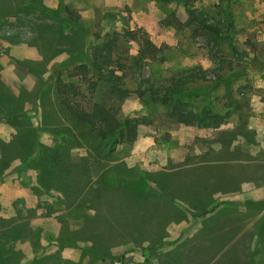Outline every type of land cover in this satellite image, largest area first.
Instances as JSON below:
<instances>
[{
    "label": "rangeland",
    "instance_id": "rangeland-1",
    "mask_svg": "<svg viewBox=\"0 0 264 264\" xmlns=\"http://www.w3.org/2000/svg\"><path fill=\"white\" fill-rule=\"evenodd\" d=\"M95 34L117 40L128 90L119 116L139 121L137 140L103 159L90 155L93 135L61 112L54 93L58 72L87 64ZM0 84L3 264H264V164H254L264 160V0H0ZM64 136L74 139L71 162L86 160V190L103 173L111 186L94 217L90 198L77 211L44 190L33 162L23 165L39 151L35 141L54 148ZM238 169L260 178L263 188L246 192L257 202L217 195L207 215L257 216L261 238L248 245L246 233L235 261V247L215 253L183 239L206 218L192 220L182 202L191 201V179L210 190ZM139 181L141 199L117 191Z\"/></svg>",
    "mask_w": 264,
    "mask_h": 264
},
{
    "label": "trees",
    "instance_id": "trees-1",
    "mask_svg": "<svg viewBox=\"0 0 264 264\" xmlns=\"http://www.w3.org/2000/svg\"><path fill=\"white\" fill-rule=\"evenodd\" d=\"M184 2L187 5V1ZM187 14L192 20L196 19L189 10ZM72 21L75 26L79 25L77 18H73ZM199 25L205 32L214 37L221 36L220 29L208 25L205 21H200ZM116 41L113 37H100L99 34H95L93 43L87 50V64L78 65L71 70L63 68V71L56 74L54 82V93L59 109L73 123L90 131L95 143L88 146V152L94 157L100 155L101 159L113 153L116 147L122 144H132L138 138L139 121L134 118L119 116L120 106L118 104L126 98L128 90L124 83L127 77L125 75L127 67L118 65L115 55ZM0 87H2L1 84ZM102 88L106 89V93L113 99V102L111 99L107 102L101 101L100 92ZM61 142L60 144L63 145L43 148L35 141L33 145L36 144L39 151L28 160H23L25 161L23 165L33 162L44 190L60 194L62 200L67 201L77 211L81 210L82 204L86 202L85 199L90 198L88 204L91 205L89 208L94 217L96 206L102 195L107 192L110 195L112 190L111 186H107L108 183L105 182L104 176L106 174L101 175L97 182L98 187L86 190L83 185L84 180L89 175L86 160L82 159V162L79 163L71 162L68 143H74L73 137L64 136L61 138ZM104 145H107L105 150ZM29 150L26 149L27 153ZM27 153L22 152L21 158L25 159L31 155L30 152ZM119 187L117 191L120 189V195L128 190H134V195L140 199L145 195V190L140 181L124 183ZM114 207L115 205L112 204L107 205L109 215L112 214ZM90 224L92 228L96 227L95 222H90ZM15 227L17 230L26 227V225H16ZM0 232H2L0 233L1 241L6 233L2 230ZM79 232L75 231L74 233L79 234ZM58 244L62 246L63 242H58ZM3 263L4 261L0 257V264Z\"/></svg>",
    "mask_w": 264,
    "mask_h": 264
},
{
    "label": "crops",
    "instance_id": "crops-1",
    "mask_svg": "<svg viewBox=\"0 0 264 264\" xmlns=\"http://www.w3.org/2000/svg\"><path fill=\"white\" fill-rule=\"evenodd\" d=\"M261 145L262 148L264 149V145L263 144ZM242 162L244 161H239V163ZM254 164L262 165L264 164V160L256 161L254 162ZM238 171L241 170L239 169L237 171L232 170L231 172L234 173H229L227 175L226 180H224L227 183V185L226 184L223 185V183L222 185H214L213 188H210V190H206L205 186H200V189H198L197 183L193 182L194 180L191 179L190 181L192 183L191 188L188 191H186L188 192V194H190L188 195V197L191 198V201H187V202L185 201L186 203L182 202L185 205V207L190 211L191 214L190 218L192 220H195L201 216H203L204 219L206 218V220L202 219L203 221H201L200 224H198V226H196L194 221H192V225L190 226L189 230L186 229L184 231L185 235L183 239L191 238L193 241V242L191 241V245L197 244L199 248L207 247L208 249L209 247H212V251L215 253L218 252V248L221 247H225V246L235 247L236 248L234 250V252L236 253L234 255L235 261L239 260L238 259L239 247L241 244L244 245L245 242L243 239H246L247 237L246 233H250L249 234L250 244L248 245H256L257 239L261 238V233L256 232L257 216H254V220L250 221L251 218H246V216L244 217L242 216L240 218V216L233 217L230 215L215 216V217H210V216L207 217V215L211 213V211L213 210L217 195L225 196L229 198L241 197L244 198L245 202H250L251 204L257 202L256 199L248 198L246 192L248 188L249 189L253 187L259 189L263 188L262 184L258 185L257 183L260 182V178L257 176L252 177L253 174L252 175L250 174L248 176L249 179H245L244 177H242V174L248 175V173L246 172L238 173ZM254 175L257 174L255 173ZM258 192H259L258 189H255L254 193L251 194V197H253L254 195L258 196L260 194V192L259 193ZM246 213L247 211L245 212V214ZM242 220L245 221L242 222ZM252 222H255V226L253 225ZM250 223H252L251 226L249 225ZM244 233L246 235H244ZM201 251L203 252L204 249H201ZM226 252H230V250Z\"/></svg>",
    "mask_w": 264,
    "mask_h": 264
}]
</instances>
